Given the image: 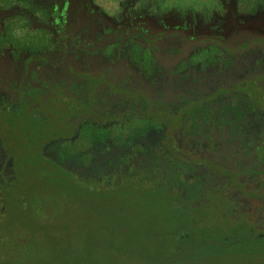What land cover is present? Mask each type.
<instances>
[{
	"label": "flooded vegetation",
	"instance_id": "af4514ba",
	"mask_svg": "<svg viewBox=\"0 0 264 264\" xmlns=\"http://www.w3.org/2000/svg\"><path fill=\"white\" fill-rule=\"evenodd\" d=\"M54 169L264 237V0H0V220Z\"/></svg>",
	"mask_w": 264,
	"mask_h": 264
},
{
	"label": "rangeland",
	"instance_id": "374dc122",
	"mask_svg": "<svg viewBox=\"0 0 264 264\" xmlns=\"http://www.w3.org/2000/svg\"><path fill=\"white\" fill-rule=\"evenodd\" d=\"M50 172L52 186L28 216L12 208L0 220V264H164L154 257L174 221L163 202L148 203L123 191L106 198L66 197V179L54 176L59 170ZM249 258L220 254L174 264H246Z\"/></svg>",
	"mask_w": 264,
	"mask_h": 264
},
{
	"label": "trees",
	"instance_id": "16d2710c",
	"mask_svg": "<svg viewBox=\"0 0 264 264\" xmlns=\"http://www.w3.org/2000/svg\"><path fill=\"white\" fill-rule=\"evenodd\" d=\"M54 176L61 179V182L66 179V182H63L64 187L70 193L66 197L77 198L85 195L88 198H106L110 197L112 193L116 194L123 191L148 203L163 202L174 222L167 233L170 237H166L162 247L157 251L154 262L161 261L164 264H174L181 260H193L197 257L200 261L208 257H217L220 254L244 253L250 256L246 264H258L260 259L264 257V237L251 233L249 227L246 224H241V222L230 224L229 222L226 223L225 219H215L207 209L202 213L200 210L204 207L199 209L198 216L194 212L196 211L195 206L169 202L165 194L158 193L153 188L135 189L122 186L99 188L84 185L70 178L66 172L60 171V174ZM51 186V183H46L43 188L44 191L48 193ZM43 195L46 197L45 194ZM36 206L40 207V205ZM31 207L33 208V204L28 207H16L14 210L23 216H28ZM34 208L39 212L37 207L34 206Z\"/></svg>",
	"mask_w": 264,
	"mask_h": 264
}]
</instances>
